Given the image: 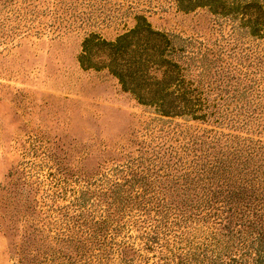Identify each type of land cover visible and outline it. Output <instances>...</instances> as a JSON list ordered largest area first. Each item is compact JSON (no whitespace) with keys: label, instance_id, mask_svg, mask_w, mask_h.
<instances>
[{"label":"rangeland","instance_id":"1","mask_svg":"<svg viewBox=\"0 0 264 264\" xmlns=\"http://www.w3.org/2000/svg\"><path fill=\"white\" fill-rule=\"evenodd\" d=\"M179 1L7 0L1 5L0 264H54L39 252L68 222L57 205L69 206L74 195L69 189L82 185L73 181L65 187L67 181L56 188V167L72 179L86 165L85 154L91 163L103 158L117 163L125 152L190 145V137L220 129L208 121L160 115L123 91L107 69L82 67L83 42L91 34L113 41L144 16L187 51L216 59L214 66L241 64L242 74L247 71L239 75L244 94L230 105L257 106L253 115L259 117L249 131L220 130L264 149V27L253 35L240 14L249 2L264 9V0H212L211 8L191 10L181 9ZM221 7V13L212 11Z\"/></svg>","mask_w":264,"mask_h":264},{"label":"trees","instance_id":"2","mask_svg":"<svg viewBox=\"0 0 264 264\" xmlns=\"http://www.w3.org/2000/svg\"><path fill=\"white\" fill-rule=\"evenodd\" d=\"M6 1L0 0V9ZM209 2L179 4L191 10L211 8ZM240 14L251 33L259 34L264 9L249 2ZM216 61L187 51L144 16L113 41L89 35L79 58L84 68L110 71L123 91L160 115L249 131L259 107L230 105L244 94L241 64L214 66ZM220 129L206 131L205 138L190 137V145L125 152L117 163L114 158L91 163L85 154L86 165L74 179L56 167V188L67 181L65 187L73 181L82 185L69 189L74 192L69 206L57 205L68 222L44 243L43 259L54 264H264V154L259 153L264 149Z\"/></svg>","mask_w":264,"mask_h":264}]
</instances>
